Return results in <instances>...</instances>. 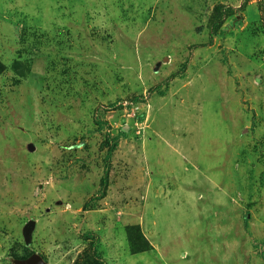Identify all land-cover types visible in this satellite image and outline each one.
<instances>
[{"label":"rangeland","instance_id":"rangeland-1","mask_svg":"<svg viewBox=\"0 0 264 264\" xmlns=\"http://www.w3.org/2000/svg\"><path fill=\"white\" fill-rule=\"evenodd\" d=\"M88 233L264 264V0H0V264H99Z\"/></svg>","mask_w":264,"mask_h":264},{"label":"trees","instance_id":"trees-1","mask_svg":"<svg viewBox=\"0 0 264 264\" xmlns=\"http://www.w3.org/2000/svg\"><path fill=\"white\" fill-rule=\"evenodd\" d=\"M121 134H125L123 132H120ZM105 144L109 145L108 146V150L106 151V156H105V165H104V172L100 181V189L97 192V198H100L101 196H103V192L104 189L107 185V180H108V172H109V168H110V158L111 155L113 153V151L116 149L117 145H118V136H113V138L110 137L109 133L105 134ZM88 204L86 203L85 208L84 209H88ZM246 221V220H245ZM245 226H247V224L245 223ZM88 238L91 239L90 242V247L92 250V256L94 258V260L96 262H98L99 264H107L103 258L101 257L100 251H99V239L96 235H94L93 233H88Z\"/></svg>","mask_w":264,"mask_h":264},{"label":"water","instance_id":"water-1","mask_svg":"<svg viewBox=\"0 0 264 264\" xmlns=\"http://www.w3.org/2000/svg\"><path fill=\"white\" fill-rule=\"evenodd\" d=\"M35 227L34 220H28L26 224L22 228V234L24 238V242L26 245H29L32 240V233ZM16 264H46L42 258L37 254H32L25 259L16 260Z\"/></svg>","mask_w":264,"mask_h":264},{"label":"built area","instance_id":"built-area-1","mask_svg":"<svg viewBox=\"0 0 264 264\" xmlns=\"http://www.w3.org/2000/svg\"><path fill=\"white\" fill-rule=\"evenodd\" d=\"M134 108H137V106H134Z\"/></svg>","mask_w":264,"mask_h":264}]
</instances>
